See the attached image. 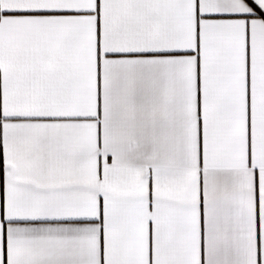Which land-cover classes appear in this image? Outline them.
<instances>
[{
  "label": "snow or ice",
  "instance_id": "snow-or-ice-1",
  "mask_svg": "<svg viewBox=\"0 0 264 264\" xmlns=\"http://www.w3.org/2000/svg\"><path fill=\"white\" fill-rule=\"evenodd\" d=\"M0 264H264V0H0Z\"/></svg>",
  "mask_w": 264,
  "mask_h": 264
},
{
  "label": "crops",
  "instance_id": "crops-1",
  "mask_svg": "<svg viewBox=\"0 0 264 264\" xmlns=\"http://www.w3.org/2000/svg\"><path fill=\"white\" fill-rule=\"evenodd\" d=\"M3 161H2V152H0V200H2V191H3ZM7 264V257H6V247H5V262Z\"/></svg>",
  "mask_w": 264,
  "mask_h": 264
}]
</instances>
